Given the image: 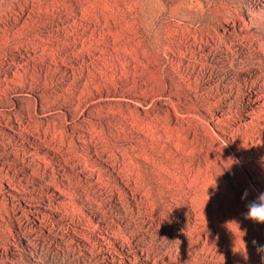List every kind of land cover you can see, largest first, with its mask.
<instances>
[{"label": "rangeland", "instance_id": "rangeland-1", "mask_svg": "<svg viewBox=\"0 0 264 264\" xmlns=\"http://www.w3.org/2000/svg\"><path fill=\"white\" fill-rule=\"evenodd\" d=\"M5 37L0 264H264V223L244 216L264 193V0H0ZM48 91L84 95L92 113L102 140L79 163L114 184L91 192L105 197L108 231L81 185L43 176L60 154L41 134L73 110L43 103ZM118 188L125 208L108 198ZM133 191L149 197L142 211Z\"/></svg>", "mask_w": 264, "mask_h": 264}, {"label": "bare ground", "instance_id": "bare-ground-1", "mask_svg": "<svg viewBox=\"0 0 264 264\" xmlns=\"http://www.w3.org/2000/svg\"><path fill=\"white\" fill-rule=\"evenodd\" d=\"M5 40L8 41V38L5 37V39L3 41H0V44H1V42H4ZM10 53H11L10 52V47H9L8 43L6 42L4 44V46H3V52L0 53V61H4L3 69H0V71H3V77L4 76L6 77V78H4L6 81L10 80L9 78H7V71L9 70V68H7V66H8L9 61H10ZM261 78H262L261 74L259 73V74H254L253 77L250 79L251 84L255 85L256 89L257 88H261L259 90H262V88H263L262 82L260 81ZM45 79H47V78H45ZM7 86H8L7 83L5 85H2L3 90H5ZM48 92L47 93L44 92L45 95L43 94V96H42V102L43 103L44 102L48 103L49 100H53L54 101L55 98H57V100H60V99L67 100L69 104H73L72 105L73 106V110H72V113H71V115H72L71 119L69 118V114L68 113H62V112L60 113L59 119H60L61 123L56 125V126H60L59 127L60 130L58 132L59 134L56 133V131H55L56 135L53 134L55 137L49 136V134L47 132L41 134V139L48 146L56 149L59 152V154H60V156L56 157L55 160L53 159L55 161V163H53V160L49 159L48 157H47V159L44 158V160H43L44 166H50L51 172L46 173V170H43L42 171L43 172V176L48 177V179L50 181H52V182H54L55 184H58V185H61V184L65 185V184H68V183H69V185L70 184L72 185V183H77V185H81L82 192H79V189H75V188H72V191L75 190V191L78 192L77 198H80V199L86 198L88 200V204L87 205L89 206L91 212L104 221L105 220V215L107 214L106 211H105L106 210L105 209V197H101L100 196L101 198L98 199L96 197V195H95V197H96L95 198V197H93V194L91 195V192H97V195L101 194V193L105 194L106 193L105 185L109 184V185L113 186L114 184L112 185V183H110V181H109L110 179L109 178H105V177L100 178V177H98V175H95L94 177H92L90 172L88 171L90 169V167H89L90 164L88 163V161L86 159H85V162L79 163L80 161H84V157L81 155V153L88 152L90 147H91V145L96 146L99 143H101V140H102L101 138H95L93 136V132H92V126H93L92 117L93 116H92V113L90 111H87V110L86 111L82 110L83 102L81 101V99L84 97V95H81L80 97H78L79 100L75 101V100H73V97L67 95V93H65V92H58L56 94H55V92L52 93V94H50L51 92H49V93ZM49 95L50 96L52 95L54 98L52 97L53 99H51L49 97ZM43 107H46V106L43 105ZM1 112H3V111H1ZM5 114L6 113H4V115H3V117H4L3 120H5V119L7 120V117H6L7 114L6 115ZM8 118H10V116H8ZM14 118L16 119V117H14ZM18 124H20V130H21V131H18V132L22 133V130L25 127H27V121L25 123H23V124H21L20 122ZM67 129H68V132L66 133V137H65L64 143H62V145L59 146V144H58V136L62 135V133L64 131H67ZM78 129L80 131L88 132V134H89L88 137L87 136L82 137L83 134H81L80 131H78ZM77 136L82 138L83 140H81L80 142L77 141ZM66 141L69 142V143L65 144ZM65 163L70 165L71 169H67L65 167L63 168V165H65ZM54 164H56V166H57L56 168H55ZM35 168H38V170H39L41 168V166H38V165L35 164ZM115 168L118 169V166H115ZM81 170L82 171L84 170L83 174L79 173ZM40 171H41V169H40ZM60 175H61V177H64L66 180H64V181L61 180ZM115 190L118 193V196L116 195ZM115 190L112 191V195L110 197H108V198L111 199L114 196H116L114 198L116 200L118 199L120 201V203L122 204V206H124V208H125V206L127 205L126 204L127 203L126 195L124 194V192L120 188L115 189ZM108 191H109V189H108ZM63 192H65V191H63ZM64 194H69V196H70V194L73 195L75 193L67 192V193H64ZM132 195L134 197V200L136 201L137 210L142 211V206L144 205L142 203H145L147 205V202H146L147 200L146 199H149V197L144 196L142 193H137L136 191H133ZM150 201L152 202V200H150ZM111 202H112V200H111ZM94 203H96V205ZM110 205L111 204H109L108 207H111ZM150 206H151L150 210H147L148 215L149 214H152V215L157 214L156 209L152 205H150ZM111 208H115V207L112 206ZM105 224H106L105 221H104V223L102 225H96L95 224V228L108 231L109 228L112 227V225L110 224L111 227H109V222L107 223V225H105ZM142 248H144V247H142Z\"/></svg>", "mask_w": 264, "mask_h": 264}, {"label": "clouds", "instance_id": "clouds-1", "mask_svg": "<svg viewBox=\"0 0 264 264\" xmlns=\"http://www.w3.org/2000/svg\"><path fill=\"white\" fill-rule=\"evenodd\" d=\"M248 196V191L245 190L243 193L242 199H246ZM246 219H250L254 222L264 223V193H260L256 200L250 201L247 204V212L244 213ZM253 244H257L256 241H253ZM240 251L244 254V258L247 259V246L244 243L243 250H236ZM257 251H264V245L258 246Z\"/></svg>", "mask_w": 264, "mask_h": 264}]
</instances>
